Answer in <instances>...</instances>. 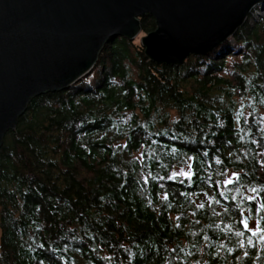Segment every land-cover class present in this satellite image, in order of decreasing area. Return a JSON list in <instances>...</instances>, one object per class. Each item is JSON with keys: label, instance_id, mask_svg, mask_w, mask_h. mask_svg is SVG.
Masks as SVG:
<instances>
[{"label": "trees", "instance_id": "obj_1", "mask_svg": "<svg viewBox=\"0 0 264 264\" xmlns=\"http://www.w3.org/2000/svg\"><path fill=\"white\" fill-rule=\"evenodd\" d=\"M141 24L156 28L151 14ZM185 162L192 179H169ZM258 204L264 14L179 66L118 36L90 73L33 98L6 134L0 264H264V242L235 235L241 211L250 228L264 217Z\"/></svg>", "mask_w": 264, "mask_h": 264}, {"label": "water", "instance_id": "obj_2", "mask_svg": "<svg viewBox=\"0 0 264 264\" xmlns=\"http://www.w3.org/2000/svg\"><path fill=\"white\" fill-rule=\"evenodd\" d=\"M264 0H0V148L33 98L70 88L118 36L141 38L147 58L179 66L233 36Z\"/></svg>", "mask_w": 264, "mask_h": 264}, {"label": "snow or ice", "instance_id": "obj_3", "mask_svg": "<svg viewBox=\"0 0 264 264\" xmlns=\"http://www.w3.org/2000/svg\"><path fill=\"white\" fill-rule=\"evenodd\" d=\"M189 159H191V158H189ZM216 162L220 163L219 160H217ZM185 163H187V162H185ZM187 169L188 170L186 171L185 168L182 167V168L179 169V171H173L168 178L172 179V180H175L177 177H183L184 179L190 181L192 179V171H191L192 165H191V163H187ZM234 179L235 180L239 179L238 174L233 173L232 177L226 179L223 182L225 187H227L228 185L233 184ZM145 183H147V180H145ZM252 191L255 193L256 189H252ZM221 195H223V193H221ZM163 199H165V200L168 199L166 194L163 196ZM249 202L251 203V198H249ZM217 203H219V201H217ZM203 206H204L203 204L198 205V207H201V208ZM262 211H264V204H258L256 206V208H255L256 216L261 217V212ZM240 216H241L240 224L242 225L243 231H236L235 235L237 237H242V236L245 235V232H250L252 237H259V241L258 242H264V228L261 227V219H264V217H261L260 219H257L256 222H255V226L253 228H250L249 224H248V219L251 218V212H250L248 218L244 217V212L243 211H241ZM248 244L249 245L253 244V241H252L251 238H249ZM240 246L241 247L244 246V242L243 241H241V245Z\"/></svg>", "mask_w": 264, "mask_h": 264}, {"label": "rangeland", "instance_id": "obj_4", "mask_svg": "<svg viewBox=\"0 0 264 264\" xmlns=\"http://www.w3.org/2000/svg\"><path fill=\"white\" fill-rule=\"evenodd\" d=\"M259 10V14H263L264 13V9L263 8H260V9H258ZM255 15H256V13H255ZM251 20H253V21H257L258 19H257V17H255L254 15H251ZM146 33H143V31H142V33L141 34H139L135 39H138L140 42H141V38L145 35Z\"/></svg>", "mask_w": 264, "mask_h": 264}, {"label": "built area", "instance_id": "obj_5", "mask_svg": "<svg viewBox=\"0 0 264 264\" xmlns=\"http://www.w3.org/2000/svg\"><path fill=\"white\" fill-rule=\"evenodd\" d=\"M261 7H257V8H255L253 11H252V13H251V15H254L255 17H257V19L259 18V17H261L263 14H259V10L258 9H260ZM255 13H256V15H255Z\"/></svg>", "mask_w": 264, "mask_h": 264}]
</instances>
